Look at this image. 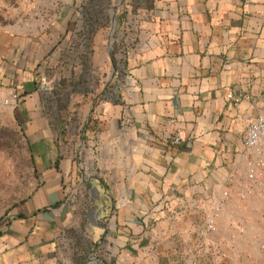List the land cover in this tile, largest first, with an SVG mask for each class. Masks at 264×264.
Segmentation results:
<instances>
[{"label":"crops","instance_id":"obj_1","mask_svg":"<svg viewBox=\"0 0 264 264\" xmlns=\"http://www.w3.org/2000/svg\"><path fill=\"white\" fill-rule=\"evenodd\" d=\"M85 1L0 0V92L20 93L38 182L0 235V264H53L76 224L91 229L79 264H264V177L249 180L244 146L264 109V0H123L112 51L104 28L81 47ZM41 71L69 103L44 99Z\"/></svg>","mask_w":264,"mask_h":264},{"label":"rangeland","instance_id":"obj_2","mask_svg":"<svg viewBox=\"0 0 264 264\" xmlns=\"http://www.w3.org/2000/svg\"><path fill=\"white\" fill-rule=\"evenodd\" d=\"M103 5L106 6V3L100 5L101 8ZM90 86L91 79L85 80L84 90L90 89ZM57 92L59 94L53 92L57 105H61V100L63 101L62 104L67 103L65 92ZM3 96L0 92V234L9 231L12 224L13 208L26 200L38 184L27 135L17 123V115L14 113V109L9 108L3 102ZM43 97L46 99L45 96ZM46 100L51 101V99ZM79 213L81 210L75 211V214ZM96 217L97 213L90 211L89 218L94 221ZM90 230H81L77 224L69 227L67 232L71 234V241L64 243V245L59 243V254H57L53 264H79L82 258L79 250L89 248L92 244L91 238H83L81 235L84 234L88 237ZM84 231L86 232L84 233ZM92 258L93 256L90 254L89 263L93 261Z\"/></svg>","mask_w":264,"mask_h":264},{"label":"built area","instance_id":"obj_3","mask_svg":"<svg viewBox=\"0 0 264 264\" xmlns=\"http://www.w3.org/2000/svg\"><path fill=\"white\" fill-rule=\"evenodd\" d=\"M104 2L106 3V6L103 5V8H101L100 5H102ZM122 6L123 0H86L82 5H79L78 8L75 9L76 17L73 21V32L76 34L79 43L84 50L89 49L96 38L97 32L104 28L109 34V38H107V40L109 41L108 47L112 51V49L114 48L113 46L115 41L116 29L119 26L118 14L121 11ZM114 64L115 73L118 75L119 71H121V73L125 75L123 60H120L119 58V60L115 61ZM89 75L91 76L90 73ZM36 84L39 87L42 96H45L46 99H51V103L52 105H54V107L58 106L57 102L54 100V89L51 88L44 71H41L39 73L38 77L36 78ZM104 87L106 88L105 83ZM110 96V91L109 93L104 94L105 99L110 98ZM246 98L250 97H248L247 94L228 95V99L231 100L235 105L241 104ZM19 103L20 93L18 91H15L10 95V99L5 102V105L9 108L15 109L18 107ZM180 140V138H175L173 140V143L177 145L180 143ZM244 146L255 155L257 161L256 166L259 169L258 171L252 169L249 172V180L254 181L258 176L264 177V109H262L258 113L256 118L248 121L244 135ZM233 180V177L229 178L227 180V183H232ZM228 195L229 194L227 191L223 192L222 199L217 201L213 209V217L220 215L224 211V209L226 208V199ZM207 231L209 233H213L216 231L215 224L212 219H210L207 224ZM70 236V232H63L59 241L60 245H64V243L66 242L69 243L71 241ZM206 245L211 248L214 243L209 242V244ZM202 250L207 251L208 249L203 248ZM98 261L101 260H97V262Z\"/></svg>","mask_w":264,"mask_h":264},{"label":"trees","instance_id":"obj_4","mask_svg":"<svg viewBox=\"0 0 264 264\" xmlns=\"http://www.w3.org/2000/svg\"><path fill=\"white\" fill-rule=\"evenodd\" d=\"M0 235H2V234H0Z\"/></svg>","mask_w":264,"mask_h":264}]
</instances>
